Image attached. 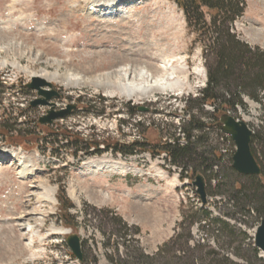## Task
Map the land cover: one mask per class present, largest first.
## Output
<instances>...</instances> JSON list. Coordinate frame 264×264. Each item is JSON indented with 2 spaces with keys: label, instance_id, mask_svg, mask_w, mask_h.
Instances as JSON below:
<instances>
[{
  "label": "rangeland",
  "instance_id": "1",
  "mask_svg": "<svg viewBox=\"0 0 264 264\" xmlns=\"http://www.w3.org/2000/svg\"><path fill=\"white\" fill-rule=\"evenodd\" d=\"M72 1L0 0V75L9 84L18 82L19 87L32 76H41L62 94L52 100L56 110L71 103L77 106L54 122V130L70 126L86 136L95 134L126 146L144 135L159 139V131L151 125L155 123L164 135L175 134L185 145L180 128L192 115L212 123L213 106L205 105L200 111L194 102L193 110H187L186 100L199 96L207 85V58L176 2L128 0L118 3L109 15H101L88 9L91 0H75L76 6ZM245 1L246 12L235 22V32L241 40L264 48V0ZM128 64L140 69L162 66L167 72L160 75L166 79L161 86L179 78L184 85L157 88L140 98L121 95L108 81ZM56 74L58 79L47 78ZM68 76H74L75 85L66 84ZM130 78L146 87L151 81L135 74ZM9 84L0 85V124L34 127L50 107L30 104L39 98L36 90L20 91ZM260 96L262 103L245 97L248 109L231 113L253 131L264 124V93ZM90 102L94 108L87 112ZM131 106L138 107L134 115ZM140 106L148 110L141 111ZM205 132L203 148L220 150L223 165L233 164L234 140L218 127H206ZM19 151L34 155L37 166L34 175L25 179L18 174L13 157L0 163V264H84L73 255L69 234L81 236L87 264H166V253L156 261H137L142 255L154 256L179 231L184 237L176 247L198 243L218 247L212 224L195 221L198 215L192 209L203 205L193 181L201 174L207 189H214L223 184V174L210 179L204 170L191 165L182 179V171L166 157H151L148 152L125 155L109 150L76 159L71 148L57 141L24 148L0 136V154ZM219 169L214 167L215 172ZM43 185L56 190V203L44 198ZM62 186L73 204L68 227L58 218ZM221 191L228 193L227 188ZM223 197H207L206 207L216 217L221 213L215 206L223 208ZM228 221L240 227L239 220ZM245 221L249 226H243L253 237L258 225L249 217ZM66 229L69 234H60ZM188 234L192 239L186 243ZM32 237L33 247L28 245Z\"/></svg>",
  "mask_w": 264,
  "mask_h": 264
},
{
  "label": "trees",
  "instance_id": "2",
  "mask_svg": "<svg viewBox=\"0 0 264 264\" xmlns=\"http://www.w3.org/2000/svg\"><path fill=\"white\" fill-rule=\"evenodd\" d=\"M173 1L183 11L190 31L204 46L207 58V85L199 96L186 100L187 110H193L191 104L194 102L200 111L205 105L214 107L210 114L211 124L192 115L189 122L180 128V133L186 139L185 145L180 143V138L175 134L164 135L161 126L155 123L151 125L159 131V139L149 140L144 135L141 140H135L126 146L111 138L101 140L95 134L86 136L70 126L61 125L54 130V125H41L38 121L34 127H17L16 122L0 124V136L11 145H22L24 148L57 141L71 148L76 159L109 150L125 155L149 152L152 157L165 153L166 159L182 171L183 177L191 165L204 170L210 179L223 174V184L219 183L214 189L208 187L206 190L210 196L224 195L223 208L215 206L220 210L221 216H214L206 206L192 209L198 215L196 222L207 220L212 224L213 230L217 232L215 241L218 247H205L201 243L195 247H176L184 237L179 231L154 256L142 255L137 263L142 262V258L156 261L166 253V264H264V257L244 227L249 226V222L245 221L248 217L254 225H259L264 220V124L254 131L252 140V151L262 169L259 176L242 175L233 168V164L223 165L220 150L203 148L208 135L205 128L217 127L220 118L226 113H237L239 108L247 110L245 97L262 103L260 95L264 93V48L241 40L235 32V22L246 12L245 0ZM24 90L30 91L27 88ZM102 101L106 99L103 98ZM91 104H87V112L93 110ZM137 110V106H131L130 114H136ZM195 132L198 134L195 135ZM215 166L220 167L219 171H214ZM221 188H227L228 193L221 191ZM58 200V218L68 227L72 224L69 211L73 204L66 198L64 186L60 188ZM228 218L239 220L240 227L232 225ZM190 239L192 238L188 234L186 243ZM170 254L173 256L168 257ZM84 264H87L86 260Z\"/></svg>",
  "mask_w": 264,
  "mask_h": 264
},
{
  "label": "water",
  "instance_id": "3",
  "mask_svg": "<svg viewBox=\"0 0 264 264\" xmlns=\"http://www.w3.org/2000/svg\"><path fill=\"white\" fill-rule=\"evenodd\" d=\"M28 88L36 90L39 98L32 102V106H49L47 115L40 119L41 124H53L56 120L70 115L76 109L75 104H68L66 108L56 110V104L52 102L53 99L60 98L61 93L54 89L52 82L47 81L45 78L35 76L32 78ZM141 111H147L148 108L140 106ZM220 129L229 135L236 144V152L233 155V168L242 175L259 176L262 169L255 158L252 151V140L254 132L249 125L235 116L226 113L222 115L218 123ZM197 187V191L201 196L204 204L207 203L206 181L201 174L196 176L193 182ZM255 246L264 255V220L256 228ZM67 243L74 254V256L81 262L84 261L83 242L78 234H71L67 238Z\"/></svg>",
  "mask_w": 264,
  "mask_h": 264
},
{
  "label": "bare ground",
  "instance_id": "4",
  "mask_svg": "<svg viewBox=\"0 0 264 264\" xmlns=\"http://www.w3.org/2000/svg\"><path fill=\"white\" fill-rule=\"evenodd\" d=\"M124 1H128V0H91L88 3V9L90 11H93V12H99V14H101V15H105V14L109 15L111 13L110 10H112L114 7H116L118 2H124ZM72 3L74 6L77 5L76 1H74ZM97 7H101L102 9H100V11H97ZM155 67L156 68H154V67L149 68V67L145 66V68L140 69L141 67H138V66L136 67L134 65H129V64L122 66V68L117 69L115 71V79L109 80L108 84L112 88H114L115 91H118V93H120L121 95L128 94L129 96H132V95L136 94L138 96V98L145 96L147 93H150L149 91H151V90H157V88H161V89L162 88H180L184 85V82H183L184 80L179 78L171 84H168V85L165 84V85L161 86V83L165 82L166 79L160 75L161 74L166 75L165 74L166 70L162 66H155ZM155 72H158V73L160 72V73L156 74ZM133 74H135L136 76L150 77L151 81H150V83H148L147 87L145 85L144 86L138 85L137 80L135 78H132V79L130 78ZM57 77H59V75L56 74L52 77H47V78L54 80ZM65 82L67 85H75L76 84V81L74 80V76H68L67 78H65ZM19 152L11 153V155L5 154V153L0 154V157H1L0 163L1 162L4 163L5 161H8L10 159V157H13L14 160L17 161L18 166H19L18 170H17V172L19 171L18 174L21 177L26 179L29 176L34 175L33 173L36 170L37 159L32 154L26 155L22 151H19ZM45 184H46V182H45ZM41 188H42V186H41ZM43 188L45 191V193H43L44 198L47 199L48 201H50L51 203H56V197H55L56 190L52 187H48V186H44V185H43ZM44 198H43V200H44ZM28 226L31 229V226L30 225H28ZM59 232H60V234L70 233V231L68 229H66L64 231H59ZM34 243H35V240L32 237L29 240L28 245L33 247Z\"/></svg>",
  "mask_w": 264,
  "mask_h": 264
},
{
  "label": "built area",
  "instance_id": "5",
  "mask_svg": "<svg viewBox=\"0 0 264 264\" xmlns=\"http://www.w3.org/2000/svg\"><path fill=\"white\" fill-rule=\"evenodd\" d=\"M2 80L5 82V83H7V81H9V80H7L6 79V77L3 75V77H2Z\"/></svg>",
  "mask_w": 264,
  "mask_h": 264
}]
</instances>
